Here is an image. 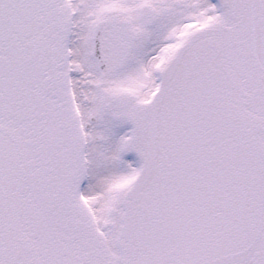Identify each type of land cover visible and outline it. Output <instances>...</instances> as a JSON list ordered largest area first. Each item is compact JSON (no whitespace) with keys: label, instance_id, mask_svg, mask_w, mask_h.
Instances as JSON below:
<instances>
[{"label":"snow or ice","instance_id":"6c2138e0","mask_svg":"<svg viewBox=\"0 0 264 264\" xmlns=\"http://www.w3.org/2000/svg\"><path fill=\"white\" fill-rule=\"evenodd\" d=\"M0 264H264V0H0Z\"/></svg>","mask_w":264,"mask_h":264}]
</instances>
